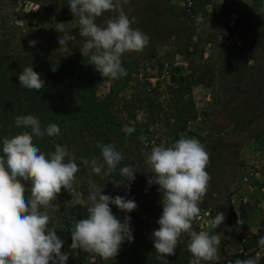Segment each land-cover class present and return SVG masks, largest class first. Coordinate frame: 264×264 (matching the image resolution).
<instances>
[{"label":"rangeland","instance_id":"1","mask_svg":"<svg viewBox=\"0 0 264 264\" xmlns=\"http://www.w3.org/2000/svg\"><path fill=\"white\" fill-rule=\"evenodd\" d=\"M39 1L41 7L51 10L42 11L32 0H0V35L13 40L18 48L45 47L50 42L58 44L63 33L55 30L54 23L63 22L68 34L75 37L68 43L81 38L79 17L72 14L69 0ZM205 3H215L225 11L222 18L226 27L221 35L225 40L221 44H217L216 26L207 18L197 25L195 17L200 12L189 11L192 5L196 9ZM249 6L250 0H122V10L131 27L150 38L142 52L122 56L134 59L137 79L145 78L162 93L172 78L201 77L200 84L191 88L197 116L178 137L198 139L210 154L206 171L211 179L192 230L215 235L206 223L210 219L209 208L230 198L236 225L234 235L227 238L225 253L236 252L239 239H246L264 226V34L256 19L248 15ZM209 8L210 5L205 6L207 11ZM117 15L118 11L107 12L96 23L103 25L108 17ZM108 86L103 83L97 88L100 103ZM148 137L147 147L141 150V176L130 184L122 181L104 195L133 200L137 204L134 211L125 213L110 205L112 213L121 222L129 216L133 234L132 213L143 222L147 236L153 240L152 233L159 228L157 222L163 211V197L159 185H148L152 173L146 157L153 146L168 143L169 139L159 126L149 130ZM53 203L59 207L47 211L51 218L49 227L54 228L71 221L68 209L88 207L87 203L77 204L72 197L57 196ZM189 240V235L182 233L176 249H188ZM252 253L259 258L262 251ZM105 263L116 264L109 260Z\"/></svg>","mask_w":264,"mask_h":264},{"label":"clouds","instance_id":"2","mask_svg":"<svg viewBox=\"0 0 264 264\" xmlns=\"http://www.w3.org/2000/svg\"><path fill=\"white\" fill-rule=\"evenodd\" d=\"M69 6L72 14L79 17L80 36L84 38L80 48L82 56L89 58L90 64L102 77L118 79L126 76L122 56L142 52L150 38L141 30L131 27L129 17L122 10V0H69ZM110 11H118V15L107 19L103 25L96 23L97 18ZM195 21L197 25L202 24L203 14H198ZM54 25L58 33H63L58 38L60 48L57 51L70 55L67 44L75 37L68 34L65 23ZM217 39L219 42L222 37L218 34ZM57 68L58 64L51 71L55 72ZM18 79L20 86L28 90L39 92L45 88V82L32 66L24 67ZM15 127L30 129V132L24 131L2 139L0 264H66L68 254L61 252L64 242L56 235V229L49 227L51 218L47 211L59 207L53 202L61 189L67 190L77 204H88L87 218L75 221L71 229V249L94 253L103 260L116 257L121 245L126 240H133V234L130 217L126 215L121 222L112 213L110 205L130 213L137 208V204L121 196L104 195L99 190L90 191L85 200L84 194L73 187L76 174L80 171L75 155L60 144L55 145L54 152L46 155L33 142L34 138L45 135H59L57 124L42 127L37 117L19 115L15 118ZM122 130L131 135L135 128L124 126ZM97 147L103 162L91 157L82 159L81 164L90 167L97 175L106 166L105 175H111L123 156L112 144L97 143ZM209 162L210 154L204 145L196 138L184 136L171 146H153L146 157L152 173L148 185H159L163 197V211L157 222L159 228L152 233L159 257L174 255L181 234L187 233L190 237L187 247L192 256L189 264H210L219 260V235L192 230L193 220L201 213L199 203L209 187L211 177L206 171ZM120 175L127 177L129 184L135 179V171L130 166L121 168ZM22 181L31 185L27 197V189ZM113 184L116 187L121 185L119 181ZM224 219L225 214L220 212L206 223L210 228H216ZM258 244L264 247V237H260ZM234 264H258V261L248 257L236 259Z\"/></svg>","mask_w":264,"mask_h":264},{"label":"trees","instance_id":"3","mask_svg":"<svg viewBox=\"0 0 264 264\" xmlns=\"http://www.w3.org/2000/svg\"><path fill=\"white\" fill-rule=\"evenodd\" d=\"M42 6L39 0H32ZM58 2V0H57ZM68 2V0H63ZM210 5L209 10L205 6ZM51 10L41 7L42 11ZM200 12L203 18L216 26L217 33L223 35L225 11L215 3L195 5L189 11ZM248 15L256 19L264 34V0H250ZM113 17H108L111 19ZM217 34V35H218ZM5 35H0V155H2V139L12 135L29 131L30 129L15 127V118L19 115L37 117L42 127L55 123L60 128V134L54 137L45 135L34 138L41 152L55 151V145L65 146L70 154L75 155L80 171L76 174L73 187L87 197L92 190L103 191L108 194L116 189L113 182L128 181L120 175V169L130 166L135 171V177H140L144 171V159L141 150L147 147L149 130L162 127L169 139L164 145L171 146L178 139V135L186 130L189 122L197 116L191 99V88L200 84L201 77L197 75L178 76L172 78L166 91L158 92V87L152 86L145 78L137 79L134 59L122 58V67L127 75L118 79L102 77L90 64L88 57H83L80 48L84 38L67 44L71 54L57 51L60 45L50 42L47 46L18 45ZM225 39L217 41L221 44ZM58 64L55 72L51 71ZM32 66L45 82V88L39 92L28 90L19 84V74L23 68ZM109 83L103 101H98L96 91L99 85ZM124 126L134 127L135 131L129 135L122 129ZM140 137H144L143 140ZM97 143L112 144L121 152L123 159L111 175H105L107 167L99 175L93 173L90 167L81 164L82 159L96 157L103 162L101 151ZM135 180V179H134ZM25 183L26 197L30 194V182ZM59 198L72 197L65 189H61ZM63 208V205H60ZM70 210L69 223L62 228H55L56 235L64 243L62 253L68 254L66 264H106L94 253L80 249H71V229L75 221L87 218V209L76 207ZM223 212L225 219L222 224L212 228L215 235H219V260L210 264H234L236 259L255 258L252 251L261 250L262 254L256 258L258 264H264V247L259 246L260 237H264V226L256 233L244 240H238V248L234 253H225L227 238L235 231L236 215L230 198L209 208L210 219ZM132 217L133 240L125 241L116 257L108 259L116 264H189L192 256L186 247H179L175 254L159 257L151 240L145 231L142 221ZM204 264V262H202Z\"/></svg>","mask_w":264,"mask_h":264},{"label":"built area","instance_id":"4","mask_svg":"<svg viewBox=\"0 0 264 264\" xmlns=\"http://www.w3.org/2000/svg\"><path fill=\"white\" fill-rule=\"evenodd\" d=\"M208 213L206 212V215H207Z\"/></svg>","mask_w":264,"mask_h":264}]
</instances>
